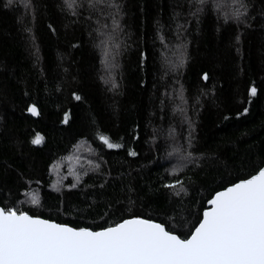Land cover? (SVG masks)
<instances>
[{
	"label": "trees",
	"instance_id": "1",
	"mask_svg": "<svg viewBox=\"0 0 264 264\" xmlns=\"http://www.w3.org/2000/svg\"><path fill=\"white\" fill-rule=\"evenodd\" d=\"M25 2L0 0L1 206L93 230L135 214L190 234L216 191L264 166V0H246L239 23L214 7L231 0H205L198 15L197 0H81L78 14ZM77 146L95 164L58 185L54 163ZM175 148L196 163L172 173ZM181 178L179 196L163 187Z\"/></svg>",
	"mask_w": 264,
	"mask_h": 264
},
{
	"label": "snow or ice",
	"instance_id": "2",
	"mask_svg": "<svg viewBox=\"0 0 264 264\" xmlns=\"http://www.w3.org/2000/svg\"><path fill=\"white\" fill-rule=\"evenodd\" d=\"M12 3L13 0H7L5 7ZM87 3L96 7L93 0H87ZM204 3L205 0H197L192 14L203 11ZM31 6L26 0L25 7ZM64 6L78 14L76 9L83 7V3L81 0H64ZM214 7L222 8L220 14L226 20L239 23L246 22L245 13L250 5L246 0H231L223 7L220 3ZM116 10L119 11L118 6ZM113 25L118 26L115 17ZM107 38L111 40V34ZM103 48L107 59L112 49L107 41L103 42ZM184 60L181 52L178 65L173 67L182 66ZM113 66L106 63V67ZM202 79L208 80L209 74L204 72ZM248 93L249 98L255 96L257 88H248ZM73 97L81 99L76 93ZM248 110L247 107L243 109L245 113ZM27 111L38 114L34 104ZM67 117L68 113H65V120ZM99 139L108 149L122 147L110 142L106 135H100ZM42 140L37 133L31 143L38 145ZM173 151L178 153V162L171 169L172 173L196 163L191 151L179 148ZM128 155L136 156L137 153L129 149ZM163 187L177 196L187 191L182 178L169 179ZM29 195L32 205L40 204V197L35 192ZM197 219L198 223L189 228L190 234H177L175 228L169 229L164 223L135 214L93 230L30 215L17 207L0 206V264H264V167H259L248 178L216 191Z\"/></svg>",
	"mask_w": 264,
	"mask_h": 264
},
{
	"label": "rangeland",
	"instance_id": "3",
	"mask_svg": "<svg viewBox=\"0 0 264 264\" xmlns=\"http://www.w3.org/2000/svg\"><path fill=\"white\" fill-rule=\"evenodd\" d=\"M108 70L109 67H106ZM106 69V70H107ZM90 150H83L82 147H75L73 151L61 158L55 164V170H53L54 177H57L58 185L63 182H66L68 178H71L74 181H78L82 178L83 172H81V167L85 165L84 162L95 164L93 159H90ZM71 175V177H69Z\"/></svg>",
	"mask_w": 264,
	"mask_h": 264
},
{
	"label": "water",
	"instance_id": "4",
	"mask_svg": "<svg viewBox=\"0 0 264 264\" xmlns=\"http://www.w3.org/2000/svg\"><path fill=\"white\" fill-rule=\"evenodd\" d=\"M30 113V112H29ZM264 167V166H263ZM1 206V205H0ZM31 215V214H30ZM43 218V217H42ZM44 219H46V218H44ZM56 222V221H55ZM58 223V222H57ZM70 226V225H69ZM71 227H73V226H71Z\"/></svg>",
	"mask_w": 264,
	"mask_h": 264
}]
</instances>
